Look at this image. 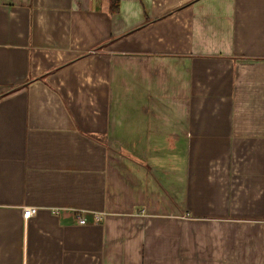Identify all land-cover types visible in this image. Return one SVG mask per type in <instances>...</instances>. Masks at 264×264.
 Instances as JSON below:
<instances>
[{
    "label": "crops",
    "instance_id": "1",
    "mask_svg": "<svg viewBox=\"0 0 264 264\" xmlns=\"http://www.w3.org/2000/svg\"><path fill=\"white\" fill-rule=\"evenodd\" d=\"M0 264H264V0H0Z\"/></svg>",
    "mask_w": 264,
    "mask_h": 264
},
{
    "label": "built area",
    "instance_id": "2",
    "mask_svg": "<svg viewBox=\"0 0 264 264\" xmlns=\"http://www.w3.org/2000/svg\"><path fill=\"white\" fill-rule=\"evenodd\" d=\"M37 212H38V210H37L36 208H28V209H26V210L24 211V217H25L26 219H29L30 217L36 215ZM100 219H101L100 216H97V217H96V220H97V221H100ZM79 223L82 224V225H84V224L87 223V220H86L85 218H80Z\"/></svg>",
    "mask_w": 264,
    "mask_h": 264
},
{
    "label": "trees",
    "instance_id": "3",
    "mask_svg": "<svg viewBox=\"0 0 264 264\" xmlns=\"http://www.w3.org/2000/svg\"><path fill=\"white\" fill-rule=\"evenodd\" d=\"M113 12H115L116 10H112Z\"/></svg>",
    "mask_w": 264,
    "mask_h": 264
}]
</instances>
